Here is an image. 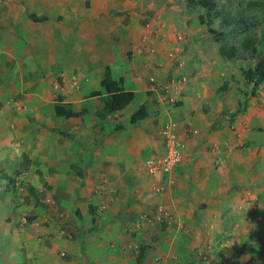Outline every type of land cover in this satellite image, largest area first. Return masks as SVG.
<instances>
[{"label": "crops", "instance_id": "1", "mask_svg": "<svg viewBox=\"0 0 264 264\" xmlns=\"http://www.w3.org/2000/svg\"><path fill=\"white\" fill-rule=\"evenodd\" d=\"M68 2L63 0L56 15L39 13L52 19L46 23L60 25L58 33L48 36L45 58L38 48L29 49L20 34L0 32V264H120L116 244L121 233L132 225L139 230L136 240L141 245L148 223L136 226L137 220L154 215L159 205L171 214L158 249L164 264L189 255L197 260L190 253L201 248L213 251L204 254L222 264H264V98L239 94L226 102L231 89L216 92L224 71L231 75L232 69L224 70L221 56L193 36L185 15L194 7L187 8L186 0ZM6 15L7 23L15 25ZM27 24L25 28L37 23L28 19ZM176 24L183 25L180 42V33L175 31L174 37ZM31 34L22 31L34 41ZM80 50L88 54L82 61L77 59ZM106 66L114 78H125V88L134 97L123 110L101 120L96 113L105 92L89 93L101 89ZM175 71L185 80L174 92L181 103L164 105L157 84L149 80L161 83ZM58 96L85 113L56 115ZM238 102L243 109L231 119L224 109L231 112ZM142 104L149 115L130 123L131 113ZM49 118L67 125H52ZM168 120L177 123L182 157L173 184L156 193L161 176L149 175L143 160L164 151L160 130ZM118 124L123 128L114 131ZM23 164L27 167L19 177L38 191L47 189L58 215L74 205L83 217L89 204L101 209L95 222L99 233L94 229L89 237L64 236L28 189L33 212L27 219L32 222L13 230L3 223L9 208L6 201L1 203L7 189L1 186L2 171ZM48 219L49 226L43 225ZM128 254L125 250L123 259L135 264ZM150 254L146 251L143 264H152Z\"/></svg>", "mask_w": 264, "mask_h": 264}, {"label": "rangeland", "instance_id": "2", "mask_svg": "<svg viewBox=\"0 0 264 264\" xmlns=\"http://www.w3.org/2000/svg\"><path fill=\"white\" fill-rule=\"evenodd\" d=\"M69 1V3L72 4V6H76L78 4V0H66V2ZM166 2V0H164ZM217 3V8L223 11V14L225 16H230V18H233V22L230 23L229 26H223L221 24V17H217L213 19L212 26L218 30H224L226 32L227 38L229 40V43H233L236 46L239 47L238 52V58L234 60H227L223 57H221V66L224 68V70L227 68L232 69L231 75L224 71V80L228 81V89L226 91H219L217 93H225L229 89H231L230 92H228V95L225 97V100H235V97H237L239 94L242 98H245L252 94V91H254V97H257L258 99L264 98V82L259 85L258 87H253L252 84H249L245 81L242 71L248 67H252L258 60V57L251 53L250 49H245L240 45L241 41L244 40V38L249 37L251 38L254 43H259L258 38L260 37V29L261 25H257L250 29L248 32L241 31L242 29V23L238 22V14L240 11H243V13L248 14V21H256L261 23V21L264 19V0H215ZM63 5V0H0V32H15L17 34H20L22 37L21 39L24 40V44L27 45V47L31 50L38 48L40 52L44 55V58L46 57L47 48H48V36L51 35L53 32L58 33L60 30L58 29L57 23H46V24H33L30 25V28H25L24 24L28 23L27 18V12H35L37 14L41 12L50 13L52 15L58 14V12H61V7ZM3 8H2V7ZM205 9L201 7H194L192 11L186 12L185 18H189L187 25L192 28V31H194V35L196 38H201L202 45L205 49L209 50L210 52L213 51L215 55L217 56L218 50H217V43L214 41L213 37L207 32L206 25L205 24H199L198 22V16L200 14H203L205 16ZM6 14H10L13 18V20L16 22L15 25H10L6 21ZM28 25V24H27ZM200 25L201 30H197L196 28ZM60 26V25H59ZM174 30V37L177 36L178 33H180L181 38L179 39L177 37L176 42H180L181 39H183V25L176 24ZM20 28H24L22 30L24 33L26 31H29L32 33L31 35L35 36L36 39L34 41H30L29 38H24L22 35V31ZM26 30V31H25ZM178 33H176V32ZM30 36V34H29ZM58 52H62L63 45L58 46ZM45 54H44V53ZM80 55L79 58H77L79 61L84 60V58L87 57L88 54L85 52H80L77 54V56ZM42 59V58H41ZM176 59V58H175ZM173 64H178L176 60L173 59ZM157 67V66H156ZM161 83H157L156 78L154 80H149L151 84L155 83L157 91L159 94H162L164 91V86L168 84H174L173 86H169L170 89L173 92H178V83L184 82L185 80L182 79V75L180 72L175 71L174 73H170L169 75H165L163 77ZM223 80V81H224ZM222 81V83H223ZM219 86H221V84ZM58 84L61 85L60 79L58 80ZM152 97V95H151ZM264 102V101H262ZM227 106V104H226ZM133 107V105H132ZM229 107V106H228ZM234 109H232L231 112H233ZM224 112H227L228 115H230L231 112H228V108L226 107L224 109ZM58 118V117H57ZM65 120V119H63ZM48 123H51L54 125V123H57L56 125H60L61 127H65L67 125L66 121H59L56 119L49 118ZM55 121V122H54ZM74 171V170H73ZM75 172V171H74ZM5 175V178L1 181V186H9L7 189H3V197L1 203L4 204V201H6V206L9 208V215H6L5 217H2L3 223H6L8 226H10L13 230L17 227H25L28 226L32 221H29L27 218L30 217L32 214V199L30 198L27 189L28 184H26L25 180L21 179L18 174L15 173V169H5L2 171V176ZM7 177V178H6ZM9 177L13 178V182L9 181ZM7 179V180H6ZM42 188L45 187V184L42 186ZM46 189V188H45ZM37 194L41 198V201L45 204L44 208V214H48L50 217L53 218V223L57 226H60L63 230L64 236H67L69 238H73L75 235H80L81 237H89L94 231H98L99 228L94 224L95 230L91 233H87L88 229L92 227L93 225L90 222L91 214L89 213L88 209L84 210V217H78L75 214V209L77 208L76 205L71 207V209H67L66 212H62V216L57 214V206L54 203L53 200H55L52 195L47 194L49 191L43 190L38 191V188L36 189ZM47 195V198H46ZM4 208V207H2ZM5 209V208H4ZM101 209L97 210V207L95 209V216L98 218L101 216ZM51 222V219L43 220L42 224L45 226H49V223ZM148 223V226L146 228L145 237L141 244H148V250L151 251L152 254H150V257L148 258L149 261L152 264H164L163 263V257L159 256L158 249L162 247L163 242H161L162 238H164L165 233L164 232V226L165 222H160L157 219L150 218V220L146 221ZM168 224V223H166ZM77 228L78 232L75 230ZM139 230L133 229V226H128L122 233H121V239L116 244L117 251L119 254V261L120 264H127V261L123 259L122 253H125V250L129 252V258L131 260H134V257H136L139 249V244L136 240V236ZM97 233V232H96ZM99 233V231H98ZM187 235V234H186ZM40 237L42 235H39ZM149 236H152L149 240ZM149 240V241H148ZM160 240L159 242H157ZM114 243L113 240H110L108 243V246L111 247V245ZM137 243V245L135 244ZM127 246L128 248H126ZM147 250V251H148ZM212 254L213 251L206 252L203 248L197 251L191 252V256L197 254V260H190V255L186 259L184 257L178 258L179 260H168V262L165 264H222L219 261H215L214 259H209L210 256H207L208 262L205 261L203 258L205 254ZM196 256V255H195ZM199 257V258H198ZM90 264V262H89ZM230 264V263H227Z\"/></svg>", "mask_w": 264, "mask_h": 264}, {"label": "trees", "instance_id": "3", "mask_svg": "<svg viewBox=\"0 0 264 264\" xmlns=\"http://www.w3.org/2000/svg\"><path fill=\"white\" fill-rule=\"evenodd\" d=\"M187 8L201 7L205 9V16L200 14L198 20L200 24L206 25L207 32L213 37L214 41L217 43V50L221 57L227 60H234L238 58L239 47L233 43H229L226 32L224 30H218L212 26L213 19L221 17V24L223 26H229L234 20L230 16H225L223 11L217 8V3L215 0H186ZM27 18L33 23H46L52 19L47 15H39L35 12H27ZM248 14L240 11L238 14V22L242 23V33L250 31L251 28L261 25L260 37L258 38L259 43H254V41L246 37L241 41L240 45L245 49H250L251 53L258 57L257 62L252 66L244 69L242 71L245 81L252 84L253 87H258L264 82V19L258 24L256 21H248ZM59 19V18H58ZM228 81L224 80L221 86H219L216 92L226 91L228 89ZM101 89H93L89 95L90 96H100L102 91L105 95L101 96L102 107L97 111L96 115L99 119H104L107 114H111L116 111L123 110L133 99L134 92L131 89L125 88V78L119 76L114 78L111 74L110 68L108 66L104 69V76L99 82ZM254 95V91H252ZM55 103V113L58 116L69 117H80L85 113V110L74 111L70 103L62 102L61 96H58ZM181 102L176 101L175 105H179ZM243 106L240 102L237 103L233 112L230 113V118L232 119L235 115L240 113ZM149 115L146 104L140 105L135 111L131 113L130 123H137L138 121L146 118ZM123 128V125H115L113 130L118 131ZM52 132L60 133L64 136H70L67 131L58 130L54 127L49 128ZM27 166L23 164L15 170L16 174H20L23 169ZM78 177H82V171L78 168H73ZM10 182H13V178H8ZM9 188V186L7 187ZM28 191L30 195L34 198V203L45 207V204L41 201V198L37 194L34 186L29 185ZM88 211L91 214L90 222L93 225L87 231L91 233L95 228L94 224L96 222L95 216V206L92 204L88 205ZM75 214L81 217V212L78 208L75 209ZM148 245H139L138 253L135 257V264H143Z\"/></svg>", "mask_w": 264, "mask_h": 264}, {"label": "built area", "instance_id": "4", "mask_svg": "<svg viewBox=\"0 0 264 264\" xmlns=\"http://www.w3.org/2000/svg\"><path fill=\"white\" fill-rule=\"evenodd\" d=\"M184 79V78H182ZM150 80H153L151 78ZM170 84L164 86V92L160 94L159 102L164 105L174 106L177 98L175 93L170 89ZM161 136L164 142V151L160 154H155L144 158L143 164L146 172L149 175H160L161 180L154 187L156 193L164 192L169 186L173 184V176L177 166L182 157L183 143L178 133L177 123L172 120L164 122L160 130ZM154 218L160 222L168 223L171 218L170 212L167 208L159 205L152 216L141 215L137 220L136 226L140 225L141 222H146ZM206 262L207 256L203 257Z\"/></svg>", "mask_w": 264, "mask_h": 264}]
</instances>
